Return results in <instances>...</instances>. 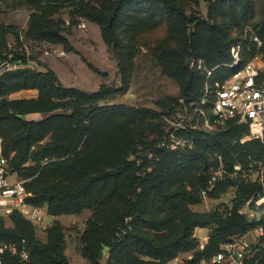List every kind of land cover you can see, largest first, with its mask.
I'll return each instance as SVG.
<instances>
[{
	"label": "trees",
	"instance_id": "16d2710c",
	"mask_svg": "<svg viewBox=\"0 0 264 264\" xmlns=\"http://www.w3.org/2000/svg\"><path fill=\"white\" fill-rule=\"evenodd\" d=\"M25 1L34 9L28 38L71 50L62 22L54 18L63 6L71 5L76 16L100 26L104 42L118 61L122 86L102 84L93 92L64 86L48 67H6L0 72V96L4 97L0 154L23 178L39 173L25 184L32 193L31 204L45 207L53 216L92 210L81 234V253L89 264H103L107 250V264H170L185 252H192V257L180 264H200L210 261L234 237L264 225V214L251 218L238 211L250 199L255 207V201L264 196L261 184L231 177L214 179L218 157L233 171L236 158L244 161L249 155L264 154L259 140L243 141L249 131L246 123L231 121L218 131L179 130L178 137L188 138L190 144L170 150L162 145L169 133L163 129L160 113L100 105L129 89L142 34L165 26L166 35L149 49L163 72L178 82L180 94L164 97L157 105L162 111L170 108L167 114L178 106L192 111L208 88L205 109L209 110L216 84H223L235 71L227 66L234 59L232 46L243 42L240 67L257 53L264 58V0H207L206 17L188 13L187 0ZM247 27L257 33L260 46L244 34ZM12 32L15 27L0 23L1 61L11 53L7 35ZM8 61L26 64L28 59L15 52ZM263 80L264 71L259 75V81ZM22 89H37L38 96L5 98ZM57 110L61 112L51 114ZM33 113L51 115L28 120L26 116ZM28 162L35 164L25 166ZM231 186L236 188L232 210H192L205 196L220 198ZM9 217L11 226L0 214V244L25 246L28 258L5 251L0 264H70L60 221H54L43 241L21 211L14 210ZM196 227L211 228L203 248L194 237ZM261 241L243 264H264V237Z\"/></svg>",
	"mask_w": 264,
	"mask_h": 264
},
{
	"label": "rangeland",
	"instance_id": "374dc122",
	"mask_svg": "<svg viewBox=\"0 0 264 264\" xmlns=\"http://www.w3.org/2000/svg\"><path fill=\"white\" fill-rule=\"evenodd\" d=\"M73 10L71 5H65L54 16L56 20L62 22L63 34L70 41L72 49L66 50L63 44L34 41L27 37L26 32L29 27V19L34 12L33 7L29 3L25 0H1L0 23L15 27L16 32L7 35V46L11 53L6 55L8 58H4L3 61L0 60V72L6 67H10L11 69L30 67L37 70H45L48 67L56 72L62 84L67 87H75L88 92L98 90L102 84L121 87L122 80L118 70V61L104 42L100 26L83 17L76 16ZM187 10L188 13L193 11L198 16L206 17L208 2L207 0H187ZM248 30H252L258 36L252 27L245 29V35L248 34L250 37L251 33H247ZM166 33V27L160 26L142 34V45H140V49L133 60L129 89L124 93H118L113 98L101 101L100 105H122L160 113L164 121L163 129L168 134L174 126L167 119L182 120L190 114V111H188V108L185 109L184 106H178L177 110H180L178 113L176 110V113L167 114L166 111L171 109L162 111V108L156 103L164 97L178 96L180 94V85L178 82L163 72L162 66L154 58L149 49L150 44L152 45L158 38L164 37ZM248 44H250V41H248ZM15 52L26 54L28 59L27 63L8 61ZM37 96V89H22L10 93L5 98L12 100L35 98ZM2 99L4 97L0 96V102ZM180 102H184L183 99ZM60 112L61 110H57L51 114ZM51 114L33 113L27 115L26 118L28 120H38L46 118ZM247 140L249 139L246 134L243 137V141ZM256 156L253 154L249 155L248 159L244 161L235 157V164H240L241 168L232 173L231 178L234 180L256 182L257 173L253 169ZM221 159L223 158L218 157L217 160L220 161ZM45 162L43 161L42 164ZM34 164L33 162H28L25 166H33ZM38 174L37 172L32 177L23 178L18 172L12 171L10 179L23 180L26 184V182L38 176ZM235 195L236 188L231 186L220 198L205 196L200 203L192 205L191 208L195 212H224ZM262 205H264V202ZM258 206L255 203V207H249L247 209L251 218H260L264 214V208H257ZM91 215L92 210L90 209H86L77 214H63L60 216L47 214L43 224L34 226L35 234L38 239L45 241L47 239V232L53 226L54 221H60L65 229V254L70 264H89L81 253V234ZM1 216L5 219L7 226L12 225L9 215L1 214ZM210 232V227L195 228L194 237L198 241V247L203 248L207 244ZM247 237L250 247L246 255L249 257L251 256L252 249L260 243V240L259 238H254L252 235H248ZM190 257H192V252H185L178 255L181 263ZM106 259L108 258H106L105 252L101 262ZM201 263L208 264V261H202Z\"/></svg>",
	"mask_w": 264,
	"mask_h": 264
},
{
	"label": "built area",
	"instance_id": "2783aa9c",
	"mask_svg": "<svg viewBox=\"0 0 264 264\" xmlns=\"http://www.w3.org/2000/svg\"><path fill=\"white\" fill-rule=\"evenodd\" d=\"M250 38L260 46L262 41L252 30ZM242 43L232 48L233 62L227 66L235 69L233 74L223 83H217L214 93V100L208 107L209 90L206 88L205 96L197 103L193 104V110L182 120L167 119L174 128L169 132L168 138L163 142V146L170 150L184 149L189 139L178 137L177 131L188 128L205 131L224 130L228 123H246L248 125L247 138L249 140H259L264 145V80L259 81V75L264 71V58L261 54H256L251 60L240 67V52ZM201 62V61H200ZM1 142V140H0ZM241 168L240 164H234L233 171H229L224 159L218 163L214 179L232 177V173ZM253 169L256 171V182L264 189V154L256 157ZM12 169L6 157L0 154V214L9 215L14 210L21 211L24 216L34 225H41L48 214L47 209L42 206L33 205L28 201L32 193L27 190L23 180H11ZM253 199L238 207L240 213L250 217L247 212L252 207ZM264 202V196L255 201L260 208ZM236 202L231 200L228 209L232 210ZM248 235L261 239L264 237V225L259 224L251 229L247 234L234 237L231 241L221 246V249L208 261V264H243V260L249 251ZM208 238V237H207ZM10 251L19 254L23 259L28 258L25 246H17L13 243L0 244V254ZM178 257L170 264H180ZM202 264V263H200ZM207 264V263H206Z\"/></svg>",
	"mask_w": 264,
	"mask_h": 264
},
{
	"label": "crops",
	"instance_id": "0c3cea01",
	"mask_svg": "<svg viewBox=\"0 0 264 264\" xmlns=\"http://www.w3.org/2000/svg\"><path fill=\"white\" fill-rule=\"evenodd\" d=\"M106 258H108V251H106ZM106 261H107V259L106 260H103L102 263L103 264H106L107 263Z\"/></svg>",
	"mask_w": 264,
	"mask_h": 264
}]
</instances>
